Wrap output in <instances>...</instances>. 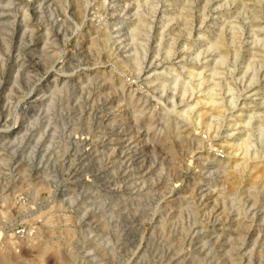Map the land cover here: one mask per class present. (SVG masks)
Listing matches in <instances>:
<instances>
[{"label": "rangeland", "instance_id": "1", "mask_svg": "<svg viewBox=\"0 0 264 264\" xmlns=\"http://www.w3.org/2000/svg\"><path fill=\"white\" fill-rule=\"evenodd\" d=\"M71 1L0 0V264H264V159L211 166L210 147L230 135L242 155L250 130L264 149V0ZM213 81L222 114L196 101Z\"/></svg>", "mask_w": 264, "mask_h": 264}, {"label": "bare ground", "instance_id": "2", "mask_svg": "<svg viewBox=\"0 0 264 264\" xmlns=\"http://www.w3.org/2000/svg\"><path fill=\"white\" fill-rule=\"evenodd\" d=\"M85 1V0H84ZM98 1V0H97ZM111 1V0H110ZM109 1V2H110ZM100 2H102L101 0H100ZM67 7H68V10H71L72 9V1L71 0H67ZM103 3V2H102ZM121 3V2H120ZM126 3V2H125ZM124 3V4H125ZM75 4V8H76V10H77V8H79L80 6L78 5L79 3H74ZM122 4V3H121ZM101 5H103V4H101ZM108 5V7L110 6V4H107ZM113 5H115V4H113ZM94 6V5H93ZM66 7V8H67ZM116 7V6H115ZM125 5H124V9H125ZM134 7H136V6H134ZM74 8V7H73ZM110 8H111V6H110ZM123 8V7H122ZM130 8V7H129ZM216 8V7H215ZM90 9H91V7H89L87 4L86 5H82V7H80V9H78V12H81L82 13V17H83V21H82V25H84V24H86L85 22L87 21V19H86V17H87V15L89 14V13H91L90 12ZM106 9V8H105ZM112 9V8H111ZM123 9V10H124ZM128 9V8H127ZM74 10V9H73ZM113 10V9H112ZM112 10H110L111 12H112ZM115 10V9H114ZM118 10V9H117ZM120 10H122V9H120ZM134 10V9H133ZM128 11V10H127ZM165 11H166V9H165ZM164 11V12H165ZM70 12V11H69ZM72 12V11H71ZM93 12V11H92ZM118 12V11H117ZM127 13V12H126ZM130 13V12H129ZM167 13H169V12H167ZM68 14V13H67ZM114 14V13H113ZM141 14V13H140ZM164 14V13H163ZM211 14V13H210ZM78 15V14H77ZM100 15V14H99ZM112 15V14H111ZM122 15V14H121ZM125 15V14H124ZM166 15V14H165ZM170 15H172V14H170ZM66 13H65V18H66ZM114 16V15H113ZM119 16V15H118ZM127 16V15H126ZM132 16V15H131ZM69 17V16H68ZM88 17H90V16H88ZM92 17V16H91ZM100 17V16H99ZM114 17H116V16H114ZM140 17V16H139ZM162 17V16H161ZM185 17V16H184ZM72 18V17H71ZM120 18V17H119ZM134 18V17H133ZM176 18V17H175ZM100 19V18H99ZM121 19V18H120ZM119 19V20H120ZM122 19H123V16H122ZM136 21H137V18H134ZM166 19H167V17H166ZM56 20V19H55ZM116 20H117V18H116ZM145 20V19H144ZM144 20H142V21H144ZM162 20V19H161ZM189 20V19H188ZM102 21V20H101ZM111 21H113V18H112V20ZM124 21H126V19L124 20ZM128 21V20H127ZM126 21V22H127ZM134 21V20H133ZM141 21V20H140ZM63 22V21H62ZM67 22V21H66ZM115 22H117V21H115ZM128 22H130V21H128ZM139 22V21H138ZM160 22V21H159ZM165 22V21H164ZM76 23V22H75ZM88 23V22H87ZM100 23H103V22H100ZM99 23V24H100ZM106 22H104V24H105ZM112 23H114V22H112ZM118 23V22H117ZM124 23V22H123ZM123 23L121 22V24L123 25ZM116 24V23H115ZM128 24V23H127ZM126 24V25H127ZM163 24V23H162ZM106 25V24H105ZM112 25V24H111ZM114 25V24H113ZM117 25V24H116ZM142 25V24H141ZM86 26V25H85ZM131 26V25H130ZM130 26H129V28H130ZM145 26H147L146 25V23H145ZM256 25H254V27H255ZM75 27V26H74ZM108 27H109V23H108ZM111 27V26H110ZM109 27V28H110ZM133 27V25L131 26V34L132 35H134L135 33V30L134 29H136L135 27L134 28H132ZM160 27V26H159ZM60 28V27H59ZM89 28V27H88ZM92 28V27H91ZM103 28H105V26L103 25V26H98L96 29H95V32L98 34V33H101L102 34V32H103V30H106V29H103ZM116 28V27H115ZM120 28V27H119ZM80 29V30H79ZM75 30H78L77 31V38L78 39H80V37H79V35H81V28L80 27H78V26H76L75 27ZM75 30H73V32L75 31ZM126 30V29H125ZM138 30H140L139 28L138 29H136V31H138ZM114 31V30H113ZM120 31V30H119ZM119 31H116L117 33L119 32ZM122 31V30H121ZM66 32V31H65ZM73 32H71V33H73ZM89 32V31H88ZM91 32H92V30H91ZM105 32V31H104ZM123 32H124V28H123ZM140 32H141V30H140ZM140 32H137V33H140ZM107 33V32H106ZM120 33V32H119ZM118 33V34H119ZM125 33V32H124ZM162 33V32H161ZM113 34V33H112ZM111 34V35H112ZM126 34V33H125ZM127 34H128V32H127ZM69 35V34H68ZM67 35V36H68ZM74 35V34H73ZM73 35H70V37L71 36H73ZM75 36V35H74ZM96 36V35H95ZM101 36V35H100ZM106 36V35H105ZM120 36H123V35H120ZM214 36V35H213ZM216 36V35H215ZM98 37H99V35H98ZM97 37V38H98ZM119 37V36H118ZM118 37H115V38H118ZM125 37V36H124ZM95 38V37H94ZM94 38H90V40H89V42H90V44H93V42H94ZM100 38H102V37H100ZM114 38V39H115ZM121 38V37H120ZM206 38V37H205ZM113 39V38H112ZM81 40V39H80ZM124 40V39H123ZM88 41V40H87ZM119 41V40H118ZM88 42V43H89ZM98 42V41H97ZM100 42V41H99ZM98 42V43H99ZM101 42H102V40H101ZM104 42V41H103ZM114 42V41H113ZM119 42H121L122 43V41L120 40ZM78 43H82L81 41L79 42L78 41ZM128 43V42H127ZM105 45V44H104ZM145 45V44H144ZM98 46V45H97ZM209 46L210 47H215L216 49H218V57H219V59L223 62L224 60H226V58H227V49H226V47L223 45V43H222V36L219 34L218 36H216L215 38H212L210 41H209ZM99 47V46H98ZM119 47V46H118ZM124 47V46H123ZM87 48V47H86ZM93 48V47H92ZM105 49V48H104ZM119 49V48H118ZM121 49V48H120ZM125 49V48H124ZM64 50V49H63ZM62 50V54H65V50L63 51ZM115 50V49H114ZM122 50V49H121ZM128 51V50H127ZM167 51H170V47H168L167 48ZM104 53V52H103ZM106 53H108V52H106ZM113 53V52H112ZM124 53V52H123ZM72 54V53H71ZM132 54V53H131ZM179 53H177V55H178ZM66 55V54H65ZM64 55V56H65ZM121 55V54H120ZM123 55V54H122ZM133 55V54H132ZM132 55H130L131 57H132ZM179 55H182V54H179ZM178 55V56H179ZM134 56H137V55H133V57ZM144 56V55H143ZM143 56H142V58H143ZM150 56V55H149ZM123 57V56H122ZM130 57V58H131ZM132 57V58H133ZM151 57H153V56H151ZM61 58H62V56H61ZM117 58H121V57H116V59ZM129 58V59H130ZM183 58V57H182ZM115 59V60H116ZM122 59V58H121ZM148 59H149V57H148ZM120 60V59H119ZM134 60V59H133ZM216 60H218V59H216ZM118 61V60H117ZM126 61H128L127 59H122V60H120L119 61V64H120V62H126ZM132 61V60H131ZM138 61V60H137ZM137 61H135V62H137ZM141 61H142V59H141ZM148 61V62H147ZM111 62V61H110ZM145 62H147L148 64H149V60H147V58H146V61ZM144 62V63H145ZM219 63H222V62H220V61H218ZM217 62V63H218ZM152 63V62H151ZM156 63L157 62H155V65H156ZM218 63V64H219ZM117 64V63H116ZM126 64H127V62H126ZM215 64H216V62H215ZM56 65V64H55ZM61 65V64H60ZM129 65L131 66V65H134V64H132V62L130 63L129 62ZM142 65V64H141ZM140 64H138V65H134V67H138V72L139 73H141V74H145V75H147L148 73H149V70L152 68V66L151 65H145V66H141ZM154 65V66H155ZM163 65V64H162ZM161 66V65H160ZM212 66V65H211ZM94 67H96V66H94ZM56 68V67H55ZM59 68V67H58ZM158 68V67H157ZM99 69V68H98ZM219 68H217L216 66H214V67H212V69H211V72H212V74H213V76H216V74L219 72V70H218ZM108 70V69H107ZM153 70L154 71H156L155 69H151V72H153ZM158 70V69H157ZM160 70H162V69H160ZM197 71V70H196ZM194 69H193V67H190L189 69H188V74L191 76H195V75H200V73L199 72H196ZM52 72V71H51ZM136 72V71H135ZM150 72V73H151ZM54 73V72H53ZM52 73V74H53ZM98 73V72H97ZM129 73V72H128ZM161 73H162V71H161ZM165 73V72H164ZM183 73V72H182ZM132 74V73H131ZM136 74V73H135ZM85 75V74H84ZM153 75V74H152ZM49 76V75H48ZM51 76V75H50ZM53 76V75H52ZM78 76V75H77ZM89 76V75H88ZM138 77H139V75H137ZM136 76V77H137ZM154 76V75H153ZM152 76V77H153ZM123 77V76H122ZM122 77L120 78H118L119 80V82H120V79H122ZM136 77H135V79H136ZM255 77V76H254ZM166 78V77H165ZM170 78V77H169ZM135 79H133V78H131V76L130 77H125L123 80H121V83L123 84V89H126L125 88V84L128 82H131V80H133V81H135L136 82V80ZM171 79H173V81H174V79L175 78H171ZM184 79V78H183ZM194 79V78H193ZM52 80H54V79H52ZM114 80V79H113ZM115 80H116V78H115ZM154 80V79H153ZM156 80V79H155ZM117 81V82H118ZM150 81V80H149ZM118 82V83H119ZM169 83H171V82H169ZM178 83V82H177ZM202 82H200V84H201ZM171 84H173V83H171ZM180 84V83H179ZM137 85V84H136ZM162 85V84H161ZM168 85H170V84H168ZM205 85V84H204ZM190 86V85H189ZM159 87V86H158ZM163 87V86H162ZM178 87V86H177ZM176 87V88H177ZM218 87H219V84H218V82H216V81H213L211 84H209L206 88H203L202 90H201V94H200V96H199V98L196 100L197 101V103H201V104H203V105H206L207 104V106L205 107V109H213L214 111H216L218 114H222L223 113V110L226 108L225 107V105L223 104V103H221V102H219V100L216 98V95H217V90H218ZM129 88V87H128ZM169 88V87H168ZM179 88V87H178ZM155 89H156V87H155ZM166 89H167V87H166ZM171 89H173V86L171 87ZM181 89V88H180ZM120 90H121V88H120ZM127 90V89H126ZM133 90V89H132ZM157 90V89H156ZM178 90V89H177ZM176 90V91H177ZM182 90V94H184L185 92H186V89H185V87H183V89H181ZM172 92L170 93V96H172L173 95V97H171V98H168V99H171V100H173V99H175V97L177 96L176 94L174 95L173 93H176L175 91H174V89L173 90H171ZM174 91V92H173ZM199 91V90H198ZM122 92V91H121ZM128 94H130L131 93V89L130 90H128ZM160 92V91H159ZM161 92H162V90H161ZM180 92V91H179ZM191 92V91H190ZM190 92H187L188 94L190 93ZM194 92V91H193ZM123 95H124V92L122 93ZM121 94V95H122ZM165 94V93H164ZM172 94V95H171ZM194 94V93H193ZM111 95V94H110ZM132 95V94H131ZM159 95H161V94H159ZM125 96V95H124ZM130 96V95H129ZM152 96V95H151ZM168 96V95H167ZM169 96V97H170ZM178 96H180V94L178 95ZM182 96V95H181ZM219 96V95H218ZM113 97V96H112ZM108 98V97H107ZM124 98V97H123ZM136 98V97H135ZM143 98V97H142ZM163 98V97H162ZM173 98V99H172ZM111 99V98H110ZM132 99V98H131ZM134 99V98H133ZM144 99V98H143ZM147 99V98H146ZM158 99V98H157ZM168 99H166V100H168ZM179 99V98H178ZM182 99V98H181ZM194 99H195V96H194ZM109 100V99H108ZM121 100V99H120ZM119 100V101H120ZM136 100V99H135ZM135 100H133V101H135ZM187 100V99H186ZM221 100H222V98H221ZM109 101H111V100H109ZM129 101V100H128ZM158 101H159V99H158ZM177 101V100H176ZM127 102V101H126ZM145 102H146V100H145ZM160 102L162 103V101L160 100ZM169 102H171V101H169ZM168 101H167V103H169ZM173 102V101H172ZM172 102L171 103H169L168 105H171L172 104ZM178 102V101H177ZM185 102V101H184ZM114 103V102H113ZM133 103V102H132ZM136 103H137V100H136ZM142 103H143V101H142ZM156 104V103H155ZM164 104V103H163ZM174 102H173V105L172 106H174ZM109 105V104H108ZM141 105V104H140ZM143 105V104H142ZM195 105V104H194ZM151 106V105H150ZM159 105H157V107H158ZM168 107L167 106V108L165 109V110H167L168 112L169 111H174L175 110V108L174 107ZM188 108H190L191 110L193 109V99H192V101L191 102H188V104L186 105ZM121 107V106H120ZM160 107V106H159ZM185 107V106H184ZM184 107H183V109H184ZM119 108V107H118ZM134 108H135V106H134ZM136 108H138V107H136ZM136 108H135V112L136 113H138L137 112V110H136ZM161 108V107H160ZM180 108H182V107H180ZM146 109V108H145ZM144 109V110H145ZM151 109V108H150ZM150 109H147L148 110V112H149V110ZM133 110V112H134V109H132ZM152 110V109H151ZM161 110H164V109H162L161 108ZM178 110V109H177ZM182 110V109H181ZM180 110V111H181ZM190 110V111H191ZM188 112L186 109L184 110V112H185V114H184V117L187 119V124H191L192 123V121H193V115L191 114V112ZM197 111V110H196ZM134 112V113H135ZM142 112H143V110H142ZM147 112V111H146ZM151 112V111H150ZM153 112V111H152ZM152 112H151V114H152ZM164 114V113H163ZM180 114H181V112H180ZM196 114H198V112H196ZM171 115V114H170ZM224 115V114H223ZM242 113H239L238 115H236L235 117H234V121L236 122V123H238V122H240V121H242V122H244V124L246 125V126H250L249 124H250V119L252 118V116L251 115H249L248 117H247V119H244L242 116ZM183 116V115H182ZM198 116V115H197ZM202 116V115H201ZM119 117H120V114H119ZM171 117V116H170ZM200 117V116H199ZM126 118V117H125ZM124 118V119H125ZM164 118L166 119V117H165V114H164ZM175 118V117H174ZM246 118V117H245ZM176 119V118H175ZM179 119V118H178ZM122 120V119H121ZM196 120V119H195ZM194 120V121H195ZM176 121V120H175ZM180 121V120H179ZM178 121V124H182L180 127L182 128L183 127V123H180ZM203 121V120H202ZM118 122V121H117ZM133 122H134V120H133ZM132 122V123H133ZM166 122V121H165ZM164 122V123H165ZM172 122V121H171ZM182 122V121H181ZM195 122H197V121H195ZM163 123V125H165ZM175 123L176 122H174V124H171V125H173V127L175 128V127H177V126H174L175 125ZM198 123V122H197ZM197 123H195V125L197 124ZM200 123V122H199ZM201 124V123H200ZM114 125H116V124H114ZM122 125V124H121ZM198 125V124H197ZM166 126V125H165ZM201 126V125H200ZM213 126H215V125H213ZM213 126H212V128H213ZM257 126H258V131H259V135H258V137H259V139L260 140H263L264 139V114L263 113H261L260 112V114L257 116ZM152 127V126H151ZM167 127V126H166ZM166 127L164 128L163 127V129H166ZM216 127V126H215ZM11 128H13V127H11ZM118 128V127H117ZM156 128V127H155ZM178 128V127H177ZM205 128H207V130L208 131H210V132H216V130H212L211 129V124H209V123H206V126H205ZM161 129H162V126H161ZM191 129V128H190ZM194 129V128H193ZM157 130V129H156ZM158 130H160V128H158ZM174 130H176V129H174ZM178 130V129H177ZM196 130V129H195ZM201 130V129H200ZM212 130V131H211ZM183 131H185V130H183ZM202 131H204V130H202ZM181 133V132H180ZM190 133V132H189ZM206 133V132H205ZM166 134V133H165ZM176 134V133H175ZM185 134V133H184ZM187 135H188V133H186ZM185 134V135H186ZM143 135V134H142ZM177 135H179V133L177 134ZM181 135H183V134H181ZM186 135V136H187ZM200 135H203V134H200ZM212 135V134H211ZM165 136V135H164ZM189 136V135H188ZM240 136V135H239ZM255 136V135H254ZM141 137V136H140ZM145 137V136H144ZM192 140H194V143L196 142V143H198V145H200L202 142H203V138L201 137V136H197V135H195V136H192ZM250 138H251V134H250V130H247V133H246V135L245 136H242L240 139H239V141H238V145H239V147H241L240 148V150H241V152H242V155H239V153H238V155H236V149L232 146L233 144H234V140H233V137L232 136H230V135H225V137L223 138V142H224V144H226L227 146H228V149H226L227 151H225V150H220L221 152L220 153H217V151L216 150H219V149H217L213 144L212 145H210V147H212V148H214V152L212 151V154H213V156H212V165L211 166H215V165H218V166H222L223 168H228L229 167V162H231V161H233L234 163H235V165L234 166H236V167H242V168H255V167H257L259 164H261L262 163V161H263V159H264V149H261V148H259V147H257L256 145H254V146H252V148L251 149H249V145H250V143H251V140H250ZM256 138V137H255ZM190 139V138H189ZM143 140V139H142ZM146 140V139H145ZM127 141V140H126ZM213 141V140H212ZM236 141V140H235ZM192 143V142H191ZM251 145H252V143H251ZM242 148H243V150H242ZM263 148V147H262ZM211 151V150H210ZM200 152V151H199ZM240 152V151H239ZM203 153V152H202ZM211 153V152H210ZM198 154V153H197ZM200 157H202L203 159H207L208 157H209V154H206V155H203L202 156V154L201 153H199L198 154ZM29 156V155H28ZM26 158V157H25ZM27 159H29V158H27ZM25 160V161H29V160ZM232 163V162H231ZM234 163H232V164H234ZM231 164V168L233 167V165ZM264 164V163H263ZM220 169V168H219ZM235 169V168H234ZM237 169V168H236ZM30 178V177H29ZM177 188V187H176ZM13 189V188H12ZM12 189H10V190H12ZM9 191V190H8ZM6 192H7V190H6ZM6 192H4V195H5V193ZM11 192V191H10ZM5 198V197H4ZM6 200L8 201L9 200V197L8 196H6ZM4 201H5V199H4ZM10 201V200H9Z\"/></svg>", "mask_w": 264, "mask_h": 264}]
</instances>
